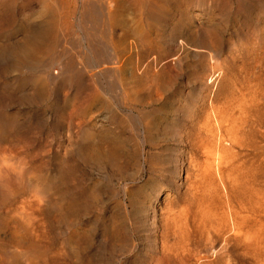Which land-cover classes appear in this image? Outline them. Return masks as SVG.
<instances>
[{"label":"rangeland","instance_id":"1","mask_svg":"<svg viewBox=\"0 0 264 264\" xmlns=\"http://www.w3.org/2000/svg\"><path fill=\"white\" fill-rule=\"evenodd\" d=\"M120 2L0 0V264H264V0Z\"/></svg>","mask_w":264,"mask_h":264},{"label":"bare ground","instance_id":"2","mask_svg":"<svg viewBox=\"0 0 264 264\" xmlns=\"http://www.w3.org/2000/svg\"><path fill=\"white\" fill-rule=\"evenodd\" d=\"M53 1H54V0H53ZM62 1H63V0H62ZM91 1H92L91 4H98V3H99L98 6L100 5V6H102L103 8H105V11H106V8H107V12L109 13V16H111V15L113 16V15H114L112 9H113V7H115V6H116L117 4H119V2H120V0H91ZM123 1H124V0H123ZM141 1H142V0H141ZM143 1H144V0H143ZM145 1H146V0H145ZM159 1H161V0H159ZM163 1H164V0H163ZM47 2H48V4H49V1H47ZM51 2H52V1H51ZM79 2H80V1H79ZM125 2H126V1H125ZM128 2H129V1H128ZM128 2H127V3H128ZM153 2H155V0H153ZM174 2H175V1H174ZM81 3H82V2H81ZM121 3H122V2H120V4H121ZM178 3H179V0H178ZM87 4H89V3H87ZM120 4H119V5H120ZM128 4H129V3H128ZM148 4H149V6H151V4H150L149 2H148ZM157 4H159V2H158ZM54 5H55V4H54ZM121 5H122V4H121ZM129 5H130V4H129ZM175 5H176V4H175ZM82 6H83V5H82ZM98 6H97V7H98ZM130 6L132 7L133 4L130 5ZM152 6H153V5H152ZM48 7H49V6H48ZM48 7H46V8H48ZM56 7H57V6H56ZM119 7H121V6H119ZM134 7H135V6H134ZM134 7H133V8H134ZM140 7H141L140 9H142V10L144 11L145 8H146L145 3L140 4ZM46 8H45V10H46ZM99 8H100V7H99ZM121 8H122V7H121ZM121 8H120V9H121ZM124 8H126V7H124ZM124 8H122L123 12H124ZM128 8H129V7H128ZM153 8H154V7H153ZM153 8L151 9V12H153ZM73 9H77V8H73ZM84 9H85V8H84ZM96 9H97V8H96ZM115 9H116V8H115ZM126 9H127V8H126ZM136 9H137V8H136ZM146 9H147V8H146ZM179 9H180V8H179ZM42 10H43V9H42ZM47 10H48V9H47ZM55 10H56V9H55ZM97 10H98V9H97ZM102 10H103V9H102ZM129 10H130V9H129ZM91 11H93V10H91ZM105 11H104V12H105ZM125 11H126V10H125ZM131 11H132V9H131ZM134 11H135V9H134ZM120 12H121V11H120ZM126 12H127V13H125V14H126V16H127V18H128V15H129L131 12H130L129 14H128V11H126ZM132 12H133V11H132ZM48 13H49V12H48ZM50 13H52V12H50ZM87 13H88V12H87ZM121 13H122V12H121ZM134 13H135V12H134ZM166 13H167V12H166ZM54 14H55V13H54ZM75 14H76V12H75ZM80 14H82V13H80ZM83 14H84V13H83ZM85 14H86V13H85ZM94 14H95V13H94ZM100 14H101V13H100ZM119 14H120V13H119ZM122 14H123V13H122ZM125 14H124V15H125ZM164 14H165V12H164ZM45 15H46V13H45ZM73 15H74V14H73ZM130 15H131V14H130ZM137 15H138V14H136L135 16H137ZM48 16H49V15H48ZM51 16H53V15H51ZM74 16H75V15H74ZM80 16H81V15H80ZM118 16H119V15H118ZM120 16H121V15H120ZM44 17H45V16H44ZM75 17H76V16H75ZM86 17H87V15H86ZM122 17H124V16H122ZM137 17H138V16H137ZM165 17H166V16H165ZM42 18H43V17H42ZM52 18H53V17H52ZM56 18H57V17H56ZM62 18H63V17H62ZM66 18H68V17H66ZM87 18H88V17H87ZM87 18H86V19H87ZM115 18H116V17H115ZM124 18H125V17H124ZM124 18H123L122 20H126V19H124ZM48 19H49V18H48ZM50 19H51V18H50ZM77 19H78V18H77ZM81 19H82V18H81ZM90 19H91V17H90ZM104 19H105V18H104ZM116 19H117V18H116ZM135 19H136V17H135ZM162 19L164 20V18H162ZM45 20H47V19H45ZM52 20H53V19H52ZM52 20H51V21H52ZM73 20H74V19H73ZM166 20H167V19H166ZM166 20H165V21H166ZM49 21H50V20H49ZM49 21H48V22H49ZM75 21H76V19H75ZM119 21H120V19H119ZM119 21H118V22H119ZM180 21H181V20H180ZM54 22H55V21H54ZM61 22H62V21H61ZM82 22H84V21H82ZM82 22H81V23H82ZM121 22L125 25V22H123V21H121ZM55 23H56V22H55ZM59 23H60V22H59ZM88 23H89V22H88ZM96 23H97V22H96ZM119 23H120V22H119ZM159 23H160V22H159ZM162 23H163V22H162ZM84 24H85V22H84ZM92 24H93V23H92ZM101 24H102V22H101ZM116 24H118V23H116ZM116 24H115V26H116ZM164 24H165V23H164ZM51 25H52V23H51ZM57 25H58V24H57ZM57 25H56V26H57ZM82 25H83V23H82ZM93 25H94V24H93ZM110 25H111V24H110ZM120 25H121V24H120ZM124 25H123L122 27L119 26V28L121 29L120 31H122ZM128 25H130V23H129ZM128 25H126V27H127ZM53 26H54V25H53ZM56 26H55V27H56ZM79 26H80V25H79ZM89 26H90V25H89ZM113 26H114V25H113ZM113 26H111V27H112V29H113V31H114L115 28H113ZM156 26H157V24H156ZM104 27H106V26H104ZM108 27H109V26H108ZM116 27H117V26H116ZM126 27H125V28H126ZM128 27H130V26H128ZM51 28H52V27H51ZM79 28H80V27H79ZM81 28H82V27H81ZM106 28H107V27H106ZM117 28H118V27H117ZM125 28H124V29H125ZM177 28H178V27H177ZM103 29H104V28H103ZM109 29H110V28H109ZM129 29H130V28H129ZM182 29H183V28H182ZM116 30H117V29H116ZM126 30H127L126 33H125V31H123V32L125 33V34H124V38H126L127 42H129L128 40H130V38H131V39L133 38V37H131L132 32H131V30H128V28H127ZM152 30H153V28H152V24H151L150 21L148 20V22L146 23V25L142 26V28L138 31V33H139L138 35H139V37H141V38L143 37V39H147L146 37L149 36L150 31L152 32ZM163 30H164V29H163ZM175 30H177V29H175ZM175 30L173 29V32H175ZM89 31H91V29H90ZM107 31H109V30L107 29ZM153 31H154V30H153ZM159 31H160V29H159ZM36 32H37V31H36ZM86 32H88V31H86ZM92 32H93V31H92ZM92 32H90V33L92 34ZM94 33H95V32H94ZM91 34H90V35H91ZM115 34H116V32H115ZM154 34L157 35V33H156L155 31H154ZM174 34H175V33H174ZM176 34H177V33H176ZM93 35H94V34H93ZM121 35H122V33H121ZM158 35H159V34H158ZM159 36H160V35H159ZM134 37H135V36H134ZM179 37H180V35H179ZM118 38H119V37H118ZM124 38H122V36H121V39L124 40ZM149 38H150V37H148V40H149ZM174 38H175V36H174ZM174 38H173V41H175ZM35 39H36V37H35ZM133 39H134V38H133ZM153 39H154V38H153ZM155 39H156V37H155ZM88 40H89V39H88ZM134 40L136 41V38H135ZM138 40H139V39H138ZM117 41H119V40H117ZM130 41H131V40H130ZM176 41H177V39H176ZM180 41H182V40H180ZM132 42H133V41H132ZM136 42H137V41H136ZM138 42H139V41H138ZM146 42H147V41H146ZM156 42H157V41H156ZM156 42H155V43H156ZM159 42H160V41H159ZM159 42H158V44H159ZM182 42H183V41H182ZM118 43H119V42H118ZM122 43L124 44V42H122ZM142 43H143V42H142ZM144 43H145V42H144ZM144 43H143V44H144ZM37 44H39V43H37ZM109 44H110V43H109ZM116 44H117V42H116ZM128 44H129V43H128ZM132 44H133V43H132ZM151 44H152V43H151ZM174 44H175V43H174ZM176 44H178V43L176 42ZM135 45H136V44H135ZM140 45H141V44H140ZM140 45H139V46H140ZM159 45H160V44H159ZM180 45H181V43H180ZM94 46H98V45L96 44V45H94ZM103 46H104V45H103ZM111 46H112V45H111ZM118 46H119V45H118ZM118 46H117V48H118ZM125 46H129L130 49L132 48V47L130 46V44H129V45H126V44H125ZM139 46H138L137 48H139ZM142 46H143V45H142ZM142 46H141V47H142ZM157 46H158V45H157ZM157 46H156V47H157ZM160 46H161V45H160ZM175 46H176V45H175ZM123 47H124V46H123ZM149 47H151V46H149ZM86 48H87V47H86ZM104 48H105V47H104ZM126 48H127V47H126ZM129 48H127V49L130 50ZM137 48H136V50H137ZM142 48H143V47H142ZM158 48H159V47H158ZM162 48H163V47H162ZM2 49H3V48H2ZM97 49H98V48H97ZM97 49H96V50H97ZM120 49H121V48H120ZM120 49H117V51H118V50L120 51ZM122 49H123V48H122ZM134 49H135V48H134ZM144 49H145V45H144ZM144 49H143V50H144ZM3 50H4V49H3ZM77 50H78V49H77ZM123 50H124V49H123ZM132 50H133V49H132ZM136 50H134V51L136 52ZM139 50H140V48H139ZM86 51H87V49H86ZM141 51H142V49H141ZM144 51H145V50H144ZM177 51H178V50H177ZM75 52H76V51H75ZM88 52H89V51H88ZM120 52H121V51H120ZM120 52H119V54H120ZM124 52H127V51L124 50L122 53H124ZM129 52H130V51H129ZM139 52H140V51H139ZM24 53H25V52H24ZM142 53H143V52H142ZM64 54H65V53H64ZM86 54H87V53H86ZM88 54H89V53H88ZM126 54H127V53H126ZM128 54H132V52H131V53H128ZM128 54H127V55H128ZM137 54H138V53H137ZM139 54H140V53H139ZM0 55H1V54H0ZM79 55H80V54H79ZM143 55H144V53H143ZM63 56H64V55H63ZM125 56H126V55H125ZM130 56H131V55H130ZM61 57H62V56H61ZM61 57H60V58H61ZM77 57H78V56H77ZM85 57H87V56H85ZM123 57H124V55H123ZM143 57H144V56H143ZM64 58H65V57H64ZM88 58H89V57H88ZM129 58H130V57H129ZM132 58H134V57L132 56ZM140 58H142V57H139V60H140ZM146 58H148V56H147ZM121 59H122V58H121ZM126 59H127V56H126ZM126 59H125V61H124V58H123V61L126 62ZM143 59H144V58H143ZM62 60H63V59H62ZM131 60H133V59H130L129 61L131 62ZM127 61H128V59H127ZM141 61H142V60H141ZM144 61H145V60H144ZM148 61H149V60H148ZM148 61H147V62H148ZM54 62H55V61H54ZM57 62H58V61H57ZM60 62H62V61H60ZM65 62H66V61H65ZM66 63H67V62H66ZM122 63H123V62H122ZM54 64H55V63H54ZM60 64H61V63H60ZM126 64H127V62H126ZM132 64H133V63H132ZM138 64H139V61H138ZM140 64H141V62H140ZM140 64H139V65H140ZM142 64H143V63H142ZM147 64L149 65V63H147ZM179 64H180V63H179ZM50 65H52V64L50 63L49 66H50ZM61 65H62V64H61ZM61 65H60V67H61ZM93 65H94V64H93ZM130 65H131V63H130ZM130 65H129V66H130ZM123 66H124V63H123ZM141 66H143V65H141ZM144 66H146V65H144ZM138 67H139V66H138ZM138 67H135V68H138ZM118 68H119V67H118ZM121 68H122V67H121ZM125 68H126V67H125ZM130 68H131V67H130ZM146 68H147V67H146ZM140 69H141V68H140ZM142 69H143V68H142ZM62 70H63V69H62ZM131 70H132V69H131ZM137 70H138V69H137ZM48 71H51V70L48 69ZM134 71H135V69H134ZM142 71H143V70H142ZM144 71H145V69H144ZM125 72H126V71H125ZM125 72L123 71V73H125ZM138 72H139V71H138ZM138 72H136V73H138ZM136 73H135V74H136ZM145 73H147V71H146ZM135 74L133 73V74H131V75L134 76ZM122 75H124V74H122ZM131 75H130V76H131ZM137 75H138V74H137ZM143 75H145V74H143ZM145 76H147V75H145ZM163 76H165V75H163ZM163 76H162V77H163ZM127 77H128V76H127ZM167 77H168V76H165V78H167ZM134 78H135V76H134ZM137 78H138V77H137ZM156 78H157V77H156ZM165 78H164V79H165ZM125 79H127V78H125ZM130 79H131V78H130ZM139 79H141V78H139ZM143 79H144V78H143ZM145 79H146V78H145ZM145 79H144V80H145ZM148 79H149V78H148ZM152 79H153V78H152ZM157 79H158V78H157ZM167 79H168V78H167ZM167 79H166V80H167ZM123 80H124V78H123ZM132 80H133V77H132ZM128 81H130V80H128ZM128 81H127V82H128ZM145 81H146V80H145ZM159 81H160V80H159ZM159 81H158V82H159ZM167 81H168V80H167ZM125 82H126V80H125ZM125 82H124V83H125ZM155 82L157 83V81H155ZM162 82H164V81H162ZM128 83H129V85H130L131 82H128ZM128 83H127V84H128ZM138 83H139V82L137 81V86H136V85H135V82H134V85H135V87H136L135 89H140L139 87H141V85L138 86ZM147 83H148V82H147ZM164 83H166V82H164ZM131 84H133V82H132ZM140 84H141V83H140ZM168 84H169V82H168ZM170 84H171V83H170ZM170 84H169V85H170ZM143 85H145V84L143 83L142 86H143ZM161 85H162V84H161ZM130 87H131V86H130ZM132 87H133V85H132ZM133 88H134V87H133ZM133 88H130L129 91L132 92L131 89H133ZM127 89H128V87H127ZM135 89H134V91H136ZM139 91H140V90H139ZM141 91H142V90H141ZM136 92H137V91H136ZM136 92H135V93H136ZM132 93H133V92H132ZM135 93H133V94H135ZM137 93H140V92H137ZM140 94H141V93H140ZM131 95H132V94H131ZM138 95H139V94H138ZM139 96H140V95H139ZM136 97H138V96L136 95ZM241 104H242V103H241ZM150 113H151V112H150ZM152 114H153V113H152ZM216 125H217V124H216ZM219 130H220V129H219ZM204 135H205V134H204ZM213 136H214V135H213ZM214 137H215V136H214ZM214 137H213V139H214ZM202 138H203V137H202ZM219 138H220V137H219ZM207 140H208V139H207ZM216 140H217V139H216ZM223 140H225V139H223ZM198 141H199V140H198ZM211 141H212V140H211ZM213 141H215V140H213ZM213 141H212V142H213ZM209 142H210V141H209ZM212 142H211V143H212ZM216 142H217V141H216ZM207 143H208V142H207ZM213 143H214V142H213ZM213 143H212V144H213ZM218 143H219V142H218ZM227 143H228V142H227ZM227 143H226V144H227ZM196 144H197V143H196ZM203 144H204V142H203ZM226 144H225V145H226ZM199 145H200V144H199ZM219 145H220V144H219ZM219 145H217V146H219ZM227 145H228V144H227ZM115 146H116V144H115ZM204 146H205V145H204ZM204 146H203V147H204ZM214 146H215V145H214ZM217 146H216V149H217ZM110 147H111V146H110ZM199 147L201 148L202 146H199ZM222 147H223V146H222ZM113 148H114V147H113ZM116 148H117V146L115 147V149H116ZM119 148H120V146H119ZM197 148H198V145H197ZM202 149H203V148H202ZM205 149H206V148H205ZM205 149H204V151H207V150H205ZM207 149H208V148H207ZM216 149H215V150H216ZM223 149H224V148H223ZM110 150H111V149H110ZM211 150H212V149H211ZM211 150L209 149L208 153L205 152V154H207L206 156H208V154H209V156H211L212 154L215 153V152L213 153ZM204 151H202V152H204ZM213 151H214V149H213ZM217 151H218V150H217ZM225 151H226V150H225ZM227 151H228V150H227ZM223 152H224V151H223ZM117 154H118V153H117ZM102 155H103V154H102ZM115 156L118 158L117 155H115ZM206 156H205V157H206ZM212 157H213V159H214V156H213V155H212ZM216 157H218V155H217ZM117 158H116V159H117ZM207 158H209V157H207ZM102 159H103V158H102ZM211 159H212V158H211ZM213 159H212V160H213ZM103 160H104V159H103ZM208 160H210V158H209ZM214 161H216V160H214ZM214 161H213V162H214ZM121 162H122V161H121ZM125 162H126V161H125ZM127 162H128V161H127ZM216 162H217V161H216ZM115 163H116V162H115ZM192 163H193V162H192ZM192 163H191V164H192ZM206 163L208 164L209 162H206ZM210 163H211V162H210ZM127 165H128V164H127ZM177 165H178V163H177ZM183 165H184V164H183ZM183 165H182V166H183ZM210 165H211V164H210ZM206 166H209V165H205V167H206ZM217 166H218V164H217ZM219 166H220V165H219ZM175 167H176V166H175ZM178 167H179V166H178ZM195 167H196V166H195ZM196 168H197V167H196ZM198 168H199V167H198ZM203 168H204V167H203ZM206 168H207V167H206ZM218 168H219V167H218ZM218 168H216V169H218ZM174 169H175V168H174ZM180 169H181V168H180ZM200 169H202V168L200 167ZM200 169H199V172H200ZM208 169H209V167L207 168V170H208ZM210 169H211V167H210ZM184 170L187 171V168L184 169ZM188 170H189V169H188ZM197 170H198V169H197ZM207 170H206V171H207ZM219 170H220V169H219ZM106 171H107V170H106ZM176 171H177V170H176ZM193 171H194V170H192V173H193ZM206 171H205V173H206ZM208 171H209V170H208ZM210 171H211V170H210ZM194 172H195V171H194ZM197 172H198V171H197ZM201 172H202V171H201ZM218 172H219V171H218ZM176 173H177V172H176ZM185 173H186V177L184 178L185 181H186V180H190V179H189V178H190L189 173H188V172H185ZM205 173H204V174H205ZM213 173H214V172H213ZM190 174H191V172H190ZM204 174H203V175H204ZM207 174H208V172H207ZM199 175H200V174H199ZM205 175H206V174H205ZM211 175H212V174H211ZM211 175H210V177H211ZM119 176H120V175H119ZM176 176H177V175H176ZM192 176H193V175H192ZM206 177H207V176H206ZM210 177H209V178H210ZM121 178H122V177H121ZM172 178H173V177H172ZM196 178H197V177H196ZM209 178H208V180H209ZM179 179H180V180L182 179V172L179 174ZM203 179H204V178H203ZM191 180L193 181V178H192V177H191ZM202 181H203V180H202ZM171 182H172V181H171ZM174 182H175V181H174ZM198 182H199V181H198ZM206 182H207V181H206ZM209 182H210V181H209ZM175 183H176V182H175ZM187 183H188V181L186 182V184H187ZM200 183H201V182H200ZM207 183H208V182H207ZM177 184H178V183H177ZM178 185H179V184H178ZM180 186H181V185H180ZM190 186H191V185H189V187H190ZM192 186H193V185H192ZM192 186H191V188H192ZM187 187H188V186H187ZM203 187H204V186H203ZM194 188H195V187H194ZM177 189H178V188H177ZM181 189H182V188H181ZM192 189H193V188H192ZM196 189H197V188H196ZM199 189H200V188H199ZM199 189H198V190H199ZM172 190H173V189H172ZM175 190H176V189H175ZM188 190H190V189H188ZM201 190H202V189H201ZM179 192H180V191H179ZM189 193H190V191H189ZM193 193H194V190H193ZM200 193H201V192H200ZM174 194H175V193H174ZM191 194H192V193H191ZM191 194H188V192H187V195H191ZM196 194H197V193H196ZM200 195H201V194H200ZM192 196H193V194H192ZM198 196H199V195H198ZM190 197H191V196H190ZM196 197H197V196H196ZM199 198H200V197H199ZM187 199H188V198H187ZM187 199H186V200H187ZM192 199H193V198H192ZM196 199H197V198H196ZM172 200H173V199H172ZM163 201H164V200H163ZM173 201H174V200H173ZM190 201H191V199H190ZM190 201H189V202H190ZM198 201H199V203H200V200H198ZM196 202H197V201H195V203H196ZM168 203H169V202H168ZM192 203H193V202H192ZM162 204H163V203H162ZM164 204H165V203H164ZM196 204H197V203H196ZM196 204H195V205H196ZM167 205H168V204H167ZM167 205H166V206H167ZM197 205H198V204H197ZM197 205H196L195 207H197ZM200 205H201V204H200ZM168 206H169V205H168ZM169 207H170V206H169ZM187 207H188V206H187ZM195 207H194V208H195ZM169 209H170V208H169ZM185 209H186V208H185ZM192 210H193V209H192ZM166 212H168V211H166ZM172 212H173V211H172ZM168 213H170V212H168ZM187 213H188V212H187ZM171 214H172V213H171ZM191 214H192V213L190 212L189 215H191ZM165 216H166V215H165ZM166 217H167V216H166ZM173 218H175V217H173ZM150 219H151V218H150ZM158 220H159V219H158ZM173 220H174V219H173ZM177 220H178V219H176V221H177ZM150 221H151V220H150ZM174 221H175V220H174ZM157 223H158V222H157ZM162 223H163V222H162ZM177 224H178V223L176 222V225H177ZM176 225H175V226H176ZM155 226H156V223H155V220H154L153 223H152V227H155ZM180 226H181V225H180ZM177 227H178V226H177ZM178 228H179V227H178ZM157 229H158V228H157ZM159 229H160V228H159ZM164 229H165V228H164Z\"/></svg>","mask_w":264,"mask_h":264}]
</instances>
